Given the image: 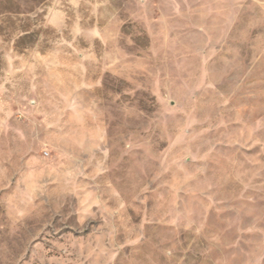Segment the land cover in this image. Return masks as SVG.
Masks as SVG:
<instances>
[{"label":"rangeland","instance_id":"1","mask_svg":"<svg viewBox=\"0 0 264 264\" xmlns=\"http://www.w3.org/2000/svg\"><path fill=\"white\" fill-rule=\"evenodd\" d=\"M0 264H264V0H0Z\"/></svg>","mask_w":264,"mask_h":264}]
</instances>
